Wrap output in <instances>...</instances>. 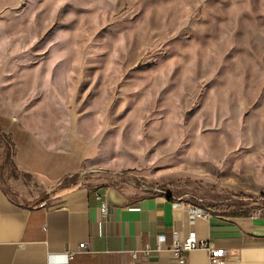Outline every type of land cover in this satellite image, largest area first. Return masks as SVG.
Instances as JSON below:
<instances>
[{
	"label": "rangeland",
	"instance_id": "obj_1",
	"mask_svg": "<svg viewBox=\"0 0 264 264\" xmlns=\"http://www.w3.org/2000/svg\"><path fill=\"white\" fill-rule=\"evenodd\" d=\"M0 102L87 143L64 183L264 215V0H0ZM13 150L1 184L41 197Z\"/></svg>",
	"mask_w": 264,
	"mask_h": 264
},
{
	"label": "crops",
	"instance_id": "obj_2",
	"mask_svg": "<svg viewBox=\"0 0 264 264\" xmlns=\"http://www.w3.org/2000/svg\"><path fill=\"white\" fill-rule=\"evenodd\" d=\"M10 112L12 106L5 110L0 102V127L11 137L18 171L31 177L42 196L17 200L0 182V264H179L175 236L182 240L192 232L227 251L220 264H264V215L212 212L203 218L174 207L181 198L165 193L136 196L91 186V180L64 183L82 169L87 143L75 134L49 138ZM21 189L28 192L23 184ZM97 192L108 201L106 216ZM82 242L88 251L78 252ZM68 251L77 252L69 261ZM186 264H211L210 254L191 251Z\"/></svg>",
	"mask_w": 264,
	"mask_h": 264
},
{
	"label": "built area",
	"instance_id": "obj_3",
	"mask_svg": "<svg viewBox=\"0 0 264 264\" xmlns=\"http://www.w3.org/2000/svg\"><path fill=\"white\" fill-rule=\"evenodd\" d=\"M96 198L100 202V207L103 215L106 216L109 207L107 199L100 192L96 193ZM173 206L174 207L184 206L191 213L198 214L203 218L211 217V212L209 210L194 206L188 202L183 201L182 199H178L174 201ZM200 249L207 250L209 252L211 258V264H220L221 262H223V258L227 254V251L225 249L214 248L210 242L199 240L194 232L190 233L186 238L182 240L179 239L177 236H175L172 250L177 254L179 264H186L187 253ZM88 250H89V245L87 242H82L79 244L78 252H86ZM144 252L145 253L150 252V248H145ZM76 253L77 252H73V251L66 252L65 256L67 261L73 259Z\"/></svg>",
	"mask_w": 264,
	"mask_h": 264
},
{
	"label": "trees",
	"instance_id": "obj_4",
	"mask_svg": "<svg viewBox=\"0 0 264 264\" xmlns=\"http://www.w3.org/2000/svg\"><path fill=\"white\" fill-rule=\"evenodd\" d=\"M235 214H238V213H235ZM243 215H248V213H242Z\"/></svg>",
	"mask_w": 264,
	"mask_h": 264
}]
</instances>
